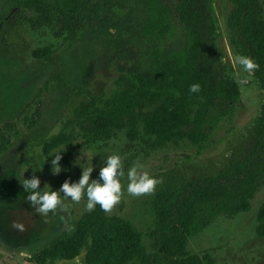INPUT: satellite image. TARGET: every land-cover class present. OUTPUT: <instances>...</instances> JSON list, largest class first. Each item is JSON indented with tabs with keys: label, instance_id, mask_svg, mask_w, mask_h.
I'll use <instances>...</instances> for the list:
<instances>
[{
	"label": "rangeland",
	"instance_id": "374dc122",
	"mask_svg": "<svg viewBox=\"0 0 264 264\" xmlns=\"http://www.w3.org/2000/svg\"><path fill=\"white\" fill-rule=\"evenodd\" d=\"M160 1L173 6L172 0ZM197 2L203 20L202 58L208 70V87L213 88L221 78H233L241 93L234 104L217 103L220 112L232 107V119L223 116L218 126L208 131L200 154L187 143L146 153L141 143L128 141L123 133L91 142L71 115L69 88L100 94L112 86L119 70L139 71L149 65L151 45L140 34L144 16L134 0H91L84 13L82 34L67 46L46 30H34L30 11L0 0V130L6 133L11 125L19 132L16 137L9 135L12 145L0 154V264H38L35 256L88 211L86 196L77 204L61 193L66 208L58 207L55 213L43 216L26 201L28 193L18 177L28 179L35 174L41 189L47 183L52 190H59L65 180L77 182L82 168L93 167L91 179H98L104 157L118 154L125 172L139 159L152 177L172 176L178 183H185L228 172L245 159L253 145L262 94L251 75L234 62L240 53L232 45L226 26L233 8L231 0ZM258 2L264 7V0ZM45 45L53 46L51 63L32 56L35 49ZM184 45L183 32L177 29L163 51L167 55ZM55 75L61 76L69 88L58 90L53 82L45 86ZM215 116L210 112V117ZM61 134L70 137V145H61L45 155V145ZM59 150L66 153L67 159L60 164L62 171L53 175L51 160ZM127 183L125 175L120 202L107 216L132 223L144 235L147 246L146 210L161 183L152 194L140 197L127 193ZM263 204L264 165L249 211L232 219L218 217L190 240L189 252L208 254L213 264H264V238L256 234V219ZM13 222L23 224L24 231L14 229ZM51 264H85L84 252L74 261Z\"/></svg>",
	"mask_w": 264,
	"mask_h": 264
},
{
	"label": "trees",
	"instance_id": "16d2710c",
	"mask_svg": "<svg viewBox=\"0 0 264 264\" xmlns=\"http://www.w3.org/2000/svg\"><path fill=\"white\" fill-rule=\"evenodd\" d=\"M16 9L30 11L32 27L61 38L67 46L75 43L84 30V13L91 0H7ZM143 13L140 34L151 45L149 65L142 70L121 69L112 86L93 94L89 89L69 88L59 75L52 76L58 90L71 89L68 104L76 125L91 142L123 133L130 142H139L146 153L168 145L187 143L200 154L209 132L223 116L231 121L233 109L216 110L219 102L234 104L240 88L233 78H221L208 87V70L202 58V14L197 0H172L173 6L160 0H134ZM233 8L226 26L232 45L240 55L250 56L259 68L249 73L260 89L262 104L255 121L254 141L245 159L228 172L178 183L172 176L162 179L147 207L144 235L132 223L109 217L99 205L80 219L35 256L38 264L71 262L84 252L85 264H213L208 254H192L188 243L207 229L218 217L232 219L247 213L258 188L264 165V7L258 0H231ZM177 29L183 32L185 45L165 55L163 46ZM53 46L32 52L33 58L51 63ZM201 90L191 93L189 86ZM40 95V92L39 94ZM210 112H215L214 118ZM18 130L8 125L0 130V154L7 152ZM61 145H70V137L61 134L45 145L44 154ZM60 164L67 155L63 151ZM256 234L264 238V204L256 219Z\"/></svg>",
	"mask_w": 264,
	"mask_h": 264
},
{
	"label": "clouds",
	"instance_id": "9594fccd",
	"mask_svg": "<svg viewBox=\"0 0 264 264\" xmlns=\"http://www.w3.org/2000/svg\"><path fill=\"white\" fill-rule=\"evenodd\" d=\"M234 62L247 73H252L259 68L250 56L237 55L234 57ZM200 90L199 84L189 86L191 93H197ZM61 159V153L54 154V159L51 160L53 175H58L62 171ZM143 168L144 165L137 159L125 172L121 157L118 154H111L102 160L98 179H91L93 167L82 168L81 177L77 182L72 183L70 180H65L59 190H52L47 183L41 189V181L35 174L28 179L24 176L18 179L28 193L26 201L43 216H47L49 212L55 213L58 207L66 208L61 200V193L65 199L70 198L77 204L86 196V210L94 211L99 205L105 213H109L120 202L123 195L121 179L125 175L128 181L127 193L134 197L152 194L156 186L162 183V178L152 177ZM12 227L18 231H24V225L21 223L13 222Z\"/></svg>",
	"mask_w": 264,
	"mask_h": 264
}]
</instances>
